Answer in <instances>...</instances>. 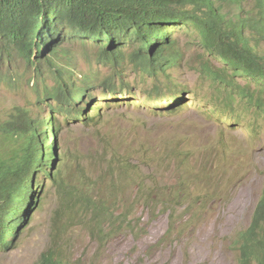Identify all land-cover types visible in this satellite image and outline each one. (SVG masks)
Masks as SVG:
<instances>
[{"label":"rangeland","instance_id":"rangeland-1","mask_svg":"<svg viewBox=\"0 0 264 264\" xmlns=\"http://www.w3.org/2000/svg\"><path fill=\"white\" fill-rule=\"evenodd\" d=\"M253 3L246 0L221 6L232 17ZM175 37L179 57L168 73L184 89L177 111L160 107L171 92L165 91L164 101L156 102L154 108L156 103L148 107L141 93L140 97L120 96L108 107L99 98L100 108L93 121L83 124L81 118H73L64 124L66 116H59L55 108L46 105L50 98L36 101L27 80L23 87L13 89L0 83V124L16 106L34 114L40 108V119L54 113L51 115L59 117L61 126L50 172L65 155L61 178L50 181L49 176L37 175L40 185L33 188L36 204L29 209L26 225L13 246L0 252V264H36L51 249L69 264H238L236 237L248 229L264 195V112L239 106L236 99L238 108L233 116L238 119H227L225 109L218 111L214 106L217 84H212L215 80L203 70L204 62L211 63V70L221 65L194 42L192 33ZM256 48L264 54V44ZM74 50L77 58L72 65L78 68L77 80L80 74L91 71L101 78L110 74L96 61L88 64L80 48ZM62 59H53V66L59 68ZM15 64L22 74L23 65ZM133 78L129 75L126 80ZM236 83L246 85L243 79L233 78L231 84ZM46 84L50 87L53 81ZM144 87L139 80L134 93L138 95ZM82 98H72L75 106L87 100ZM208 109L211 113L206 112ZM45 130L49 133V123ZM112 152L118 156L129 152L132 163L143 153H152L155 163L131 175L141 173L145 191H156L142 200L134 183L119 186L114 192L108 183L99 182L106 173L101 157ZM179 178L185 183V191L176 189L174 193ZM87 189L96 192L90 194L92 202L104 200L114 215H127L106 241L98 238V231L101 235L105 227H97L94 211L82 204V192ZM114 218L118 222V217Z\"/></svg>","mask_w":264,"mask_h":264},{"label":"trees","instance_id":"trees-1","mask_svg":"<svg viewBox=\"0 0 264 264\" xmlns=\"http://www.w3.org/2000/svg\"><path fill=\"white\" fill-rule=\"evenodd\" d=\"M237 2L242 4L246 0H0V83L13 89L32 77L28 84L32 83L34 97L38 101L50 98L47 106L55 108L59 116H66L64 124L73 118H81L83 124L93 121L92 116L100 108L99 98L108 107L120 96L140 97L141 93L146 105L151 107V103L164 101L165 91L171 92L160 107L177 111L181 108L184 89L172 81L168 69L178 62L175 35L192 33L194 42L221 65L211 70V63L204 62L203 70L215 80L209 79L210 82L217 84L218 98L214 106L218 111L225 109L231 122H235L238 119L233 116L238 108L236 99L239 106L264 112V54L256 48L264 44V0H253L245 12L238 11L232 17L223 11L221 4L236 5ZM75 48L86 55L88 64L96 61L97 65L108 68L110 74L101 78L96 71H91L80 74L77 80L78 68L72 65L77 58ZM59 56L63 62L56 68L53 59ZM15 62L23 65L22 74ZM129 75L134 76L132 81L126 80ZM233 78L243 79L246 85L231 84ZM147 79L152 82L148 84ZM48 80L53 81L50 87L46 84ZM139 80L145 87L137 95L134 90ZM76 93L79 98L84 96L86 102L75 106L71 99ZM83 111L85 118L80 117L85 115ZM26 112L18 110L14 121L8 119L0 124V252L13 246L26 225L29 209L36 204L33 188L40 185L37 175L56 180L61 178L63 169L65 155L62 154L58 167L54 172L49 171L51 163H55L59 117L48 119L51 141L47 142L45 119L36 121ZM125 154L118 156L112 152L101 157L106 173L99 182L108 183V189L114 192L119 186L134 183L145 200L156 189L145 191L143 175L132 177L131 174H136L142 166L150 167L155 158L150 152L143 153L132 163L131 154ZM176 189L185 191V183L180 178L174 193ZM91 193L96 192L91 189L82 192L85 194L82 204L94 211L95 225L105 227L101 235L98 231V238L106 241L114 234L113 227L119 220L121 227L127 215H114L104 200L92 202ZM114 216L118 222L113 220ZM108 220L110 223L102 226ZM9 236L11 240L7 241ZM242 237L239 264H247L257 253L264 256L262 203L258 204ZM36 264L69 263L57 250L51 249Z\"/></svg>","mask_w":264,"mask_h":264},{"label":"clouds","instance_id":"clouds-1","mask_svg":"<svg viewBox=\"0 0 264 264\" xmlns=\"http://www.w3.org/2000/svg\"><path fill=\"white\" fill-rule=\"evenodd\" d=\"M46 56H47V54H45V56H44V58H46ZM89 74V73H88ZM30 80L32 79V77H30L29 78ZM29 79H26L27 81L29 80ZM25 85V84H24ZM24 85H22L21 87H23ZM32 85V83L29 85L28 84V86H29V88H30V90H33L30 86ZM7 86V85H6ZM18 86V85H17ZM8 87V86H7ZM33 93H34V90H33ZM74 95H76V96H78L77 95V93L76 94H74ZM76 96H74V97H76ZM80 97V96H79ZM83 98H84V96H83ZM82 98V99H83ZM36 99V98H35ZM85 99V98H84ZM72 100V99H71ZM36 101H38V99H36ZM85 102H86V100H85ZM51 103V102H50ZM94 103H95V101H94ZM49 104V103H48ZM45 105V104H44ZM47 105V104H46ZM18 110H24V111H27L26 112V114L28 115V116H30V117H35V120L36 121H39V122H41L42 120H44V119H40V115H41V109L39 108L38 109V111H39V113L38 114H34V113H31V111L28 109V108H25V107H20V106H16V107H14V108H12V110L7 114V116H6V119L5 120H8V119H11L12 121H14V119L18 116ZM208 111H209V109H208ZM208 111H206V112H208ZM51 114H54V113H49V117L50 116H52ZM227 117V119L229 118V116L228 115H226ZM56 117V116H55ZM224 118V117H223ZM49 119V118H48ZM48 119H45V121H46V123H49L48 122ZM4 120V121H5ZM4 121H2V122H4ZM45 127H46V125L44 126V129H45ZM48 132V131H47ZM49 132H50V128H49ZM48 135V139H50L49 137H50V134L49 133H47ZM49 141H51V139L49 140ZM49 141H47V142H49ZM57 146V145H56ZM55 149H56V147H55ZM263 199H264V195H263V197L262 198H260V200H259V202L260 203H262L263 205H264V201H263ZM256 210V209H255ZM255 210H254V212H255ZM254 214V213H253ZM107 223H110V220H108L107 222H104V223H102V226H106V224ZM105 231V230H104ZM245 231H247V230H245ZM244 231V232H245ZM242 233H243V231L242 232H240L238 235H237V237H236V244L238 245V247H239V252H238V259H237V261H238V264H239V258H240V250H241V246H240V243H239V241H240V239H242L243 237H242ZM10 237V236H9ZM8 239V238H7ZM10 240H11V238H10ZM247 264H264V256L263 255H261L260 253H257V256L255 255V256H252L251 257V259L248 261V263Z\"/></svg>","mask_w":264,"mask_h":264}]
</instances>
